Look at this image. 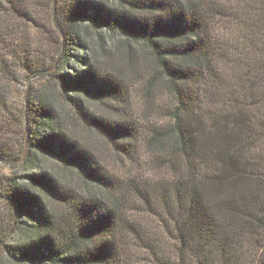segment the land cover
<instances>
[{"label":"trees","instance_id":"16d2710c","mask_svg":"<svg viewBox=\"0 0 264 264\" xmlns=\"http://www.w3.org/2000/svg\"><path fill=\"white\" fill-rule=\"evenodd\" d=\"M114 1L126 9L108 0H0V159L11 158L3 135L18 121L8 119V84L23 83L16 161L52 153L67 183L73 171L94 193L42 168L23 184L1 178L10 212L0 222V264H264V0ZM89 20L119 35L110 51L98 38L99 52L89 53ZM139 52L152 63L140 76L144 96L160 79L175 99L171 123L141 136L133 121L110 122L85 106L105 103L124 117L126 71ZM71 119L132 165L139 153L121 142L158 147L165 173L152 191L110 173ZM132 196L151 210L148 227L123 209ZM46 198L66 208L63 224ZM30 211L37 224L24 226ZM17 224L26 235L12 245Z\"/></svg>","mask_w":264,"mask_h":264},{"label":"rangeland","instance_id":"374dc122","mask_svg":"<svg viewBox=\"0 0 264 264\" xmlns=\"http://www.w3.org/2000/svg\"><path fill=\"white\" fill-rule=\"evenodd\" d=\"M65 2H67V0H59V5L64 4ZM108 2L116 8H120V12H123L126 9L124 5L120 7L114 0H108ZM88 35L89 53L99 52L97 45L98 38L105 39V41H107V51H110L113 47L111 41L116 42L120 38L119 35L111 34L104 28L102 29L101 27L93 26L90 23V20ZM72 48L74 49H71L70 52L76 53L77 50L75 47L72 46ZM134 48H136L135 45ZM49 51H53V49ZM108 53L103 56H108ZM101 60L104 61L105 58H101ZM134 61L135 62L131 65L130 69L126 71L132 86L130 87V100L128 101V104L124 106L125 113H122L124 117L120 116L118 111L114 110L110 106H107L105 103L89 100L88 103H85V106L88 108L89 114L103 119L108 118L110 122L115 120L120 121L124 118H126L129 122L133 121L139 128L138 136H141L147 134L152 128H160L168 125V123H171L169 116L171 115L172 108L175 106V99L174 96L169 93L168 89H166L163 80L160 79L153 81V84L149 87L150 94L145 97L142 89L143 82L141 81L140 76L143 74H146L147 76L149 73H152V63L150 64L146 58H143L140 52ZM70 62L72 63L71 60ZM106 62L108 63V60H106ZM23 85V83L20 85L13 83L8 84V104L11 105V109L14 110L8 119H14V117H17L18 121H16L17 127L11 125L10 128L7 129L6 134L3 135V138L12 149V155L9 160L0 159V179L4 176H8L13 180L12 183L23 184L24 181H29L26 179L27 174L33 173L36 168H42L49 170L57 176V179L61 181L63 186H67L69 188L71 185L81 195H89L90 191L93 195H89V197H93L94 193L90 189L91 187L89 188V185H86L73 171H69V180H67L69 183L66 182L65 178L62 176L63 168L60 165V160L52 153L43 152L41 150L34 151L29 163L23 166L16 161L15 158H17V155L20 153L24 144V139L20 130V117L18 118L15 114V107H17V104L20 103L19 101L21 100ZM55 100L57 103H61L58 95H56ZM64 109H66V106ZM69 122L73 123L78 138L85 141V143L89 142L88 149H90L96 157H98V161L105 166L110 173L123 179H125V177H132L131 179L136 180L139 187H143L147 191H152L155 187V185H152L153 181L151 180L156 179L160 175L159 173L162 174V170H164L165 173L166 168L162 167V161L165 159L159 158V151L156 150L158 147L152 146L150 149L147 143H144L140 137H137V140L130 139L129 141L127 140L121 142V144L124 143L125 145L130 144V147L139 153L136 159L137 163L132 165L130 160L120 151H116L113 148L112 143L103 136L94 134L90 131L89 134L86 135V132L80 122L74 119H71ZM161 155L163 154L161 153ZM46 204L49 209H53L52 211H54L57 215L60 213L61 224H63L66 216L68 215L66 208L59 201L52 203L49 202V199L47 198ZM123 209L126 210L127 215H129L132 219H140L142 224L147 227L149 224L151 225V217H153L150 213L151 210L142 200L138 199V197L132 196L129 204H126V206L124 205ZM153 210L154 209H152V211ZM9 212V205L5 203L3 199H0V222L7 221ZM19 222L23 223L24 226L37 224V220L31 217V211L28 214H21ZM58 223L60 224V222ZM18 225L23 226L22 224H17L16 228L12 232L10 238V243L12 245L21 243L23 237L26 235V230L23 227H18ZM68 226L70 227L71 224H68Z\"/></svg>","mask_w":264,"mask_h":264}]
</instances>
